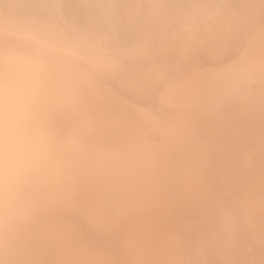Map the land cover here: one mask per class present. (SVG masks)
Returning a JSON list of instances; mask_svg holds the SVG:
<instances>
[{
	"label": "bare ground",
	"instance_id": "obj_1",
	"mask_svg": "<svg viewBox=\"0 0 264 264\" xmlns=\"http://www.w3.org/2000/svg\"><path fill=\"white\" fill-rule=\"evenodd\" d=\"M0 264H264V0H0Z\"/></svg>",
	"mask_w": 264,
	"mask_h": 264
}]
</instances>
